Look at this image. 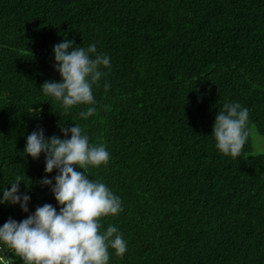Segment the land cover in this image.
<instances>
[{"label": "trees", "instance_id": "16d2710c", "mask_svg": "<svg viewBox=\"0 0 264 264\" xmlns=\"http://www.w3.org/2000/svg\"><path fill=\"white\" fill-rule=\"evenodd\" d=\"M93 43L110 68L93 85L94 105L65 111L43 93L61 82L54 46ZM105 83L110 88L105 90ZM249 110V139L238 158L213 134L226 103ZM97 111L82 119L81 111ZM80 125L104 144L107 165L88 166L122 201L101 218L127 242L108 264H264V0H0V200L17 175L29 212L0 204V227L60 205L46 157L24 153L27 136L64 139ZM67 138H71L69 133ZM8 264H23L0 244Z\"/></svg>", "mask_w": 264, "mask_h": 264}, {"label": "clouds", "instance_id": "9594fccd", "mask_svg": "<svg viewBox=\"0 0 264 264\" xmlns=\"http://www.w3.org/2000/svg\"><path fill=\"white\" fill-rule=\"evenodd\" d=\"M54 56V67L62 80L46 81L41 86L43 93L61 101L65 111L77 105H94L93 85L107 75L101 68H110V57L98 53L95 43L84 48L67 39L54 46ZM104 87L107 91L110 84ZM96 111L88 107L79 115L86 120ZM248 121L249 110L238 102L226 103L219 110L212 135L222 154L232 158L241 155L250 135ZM61 131L64 139L55 135L46 139L43 128H39L27 136L24 149L33 159L45 154L47 173L58 170L54 186L48 178L39 183L51 186L61 206L59 212L53 205L44 204L20 222L10 218L0 227V244L13 250L23 264H108L109 248L122 257L127 242L113 225L102 232L100 221L123 211L122 201L106 184L89 179L85 171L77 169L107 165L109 152L104 144H91L78 124L61 127ZM22 181V176L15 177L10 190H3L0 204H19L27 213L30 196L20 193ZM0 264L8 262L0 257Z\"/></svg>", "mask_w": 264, "mask_h": 264}, {"label": "rangeland", "instance_id": "374dc122", "mask_svg": "<svg viewBox=\"0 0 264 264\" xmlns=\"http://www.w3.org/2000/svg\"><path fill=\"white\" fill-rule=\"evenodd\" d=\"M254 141L257 143V150L264 151V136L255 133Z\"/></svg>", "mask_w": 264, "mask_h": 264}]
</instances>
